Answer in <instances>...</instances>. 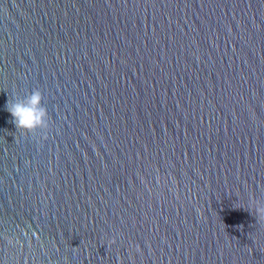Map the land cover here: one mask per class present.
<instances>
[{
    "label": "water",
    "instance_id": "1",
    "mask_svg": "<svg viewBox=\"0 0 264 264\" xmlns=\"http://www.w3.org/2000/svg\"><path fill=\"white\" fill-rule=\"evenodd\" d=\"M257 206L264 0H0V264H264Z\"/></svg>",
    "mask_w": 264,
    "mask_h": 264
},
{
    "label": "clouds",
    "instance_id": "2",
    "mask_svg": "<svg viewBox=\"0 0 264 264\" xmlns=\"http://www.w3.org/2000/svg\"><path fill=\"white\" fill-rule=\"evenodd\" d=\"M44 95L41 90L35 89L25 97H18L7 104L17 129H22L26 134L35 135L49 123V113L43 103ZM257 222L264 220V206L255 209Z\"/></svg>",
    "mask_w": 264,
    "mask_h": 264
}]
</instances>
